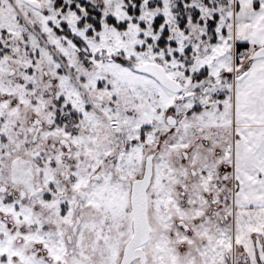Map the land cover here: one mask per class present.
<instances>
[{"label": "snow or ice", "instance_id": "obj_1", "mask_svg": "<svg viewBox=\"0 0 264 264\" xmlns=\"http://www.w3.org/2000/svg\"><path fill=\"white\" fill-rule=\"evenodd\" d=\"M0 264H264V0H0Z\"/></svg>", "mask_w": 264, "mask_h": 264}]
</instances>
